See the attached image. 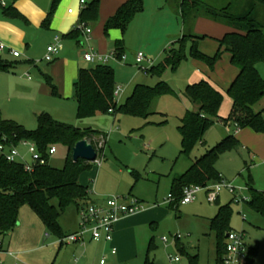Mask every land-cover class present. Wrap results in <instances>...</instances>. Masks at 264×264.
I'll use <instances>...</instances> for the list:
<instances>
[{"label":"rangeland","instance_id":"obj_1","mask_svg":"<svg viewBox=\"0 0 264 264\" xmlns=\"http://www.w3.org/2000/svg\"><path fill=\"white\" fill-rule=\"evenodd\" d=\"M86 1L91 3L94 0ZM114 3L115 0H101L100 19L103 20L102 15ZM144 6V12L134 18L124 33L121 30L110 32L121 34L120 39L126 49L124 55L127 57L125 62L111 61L108 64L115 71L117 87L122 90L115 97V103L118 106L123 105L137 84L154 87L163 81L174 93L156 99L151 105V114L146 119L118 113L99 114L79 120L74 100H64L60 102L62 111L60 118L56 120L82 131L91 130L108 136L103 157L99 158L102 165H93L90 171L81 176L80 184L89 187L94 201L108 197L136 198L144 203L145 214L155 211L152 214L155 218L152 219L151 215L145 216V222L134 230L125 245L121 249L115 247L116 255L111 254L114 247L107 250L97 246L87 250V245L69 244L61 251L51 253L47 259H32L18 262L19 264H78L83 255L87 258V264H100L102 259H106V264H144L148 256L157 264H190L188 255L198 256V264H218L216 238L209 230L208 219L218 214L219 206L227 205H231L232 209L231 230L243 235L244 245L248 250L257 249L253 264H264V217L254 212L247 203L250 201L249 183L264 194V134L243 129L238 135L234 128L228 129L221 121H217L208 133L206 146H198L189 157L181 154L178 125L181 116L186 112L183 95L194 68L189 63H183L176 70L167 68L160 76L150 73L152 67H159L164 62L166 52L172 44L168 42L166 46L164 41L169 38L168 35H174L178 21L163 0H144ZM120 39L113 40L109 36L106 41L108 45H113L112 43ZM94 46L93 42H86L83 52L89 51L90 47L95 49ZM108 51L100 53L106 55L112 52L111 49ZM139 53L145 55L142 65L135 62ZM37 65L40 71L45 72L50 64L43 60ZM94 66L86 64V68ZM260 69L264 79V66L261 65ZM38 75L40 74L37 70L31 77L36 79ZM263 108L264 100L255 107V111L260 112ZM0 109L3 110L0 120L16 121L28 131L37 129L30 114H19V119L7 115L11 108L5 102L3 94H0ZM223 110L224 108L222 112ZM241 133L248 138L240 139ZM231 135L237 137L240 146L224 151L219 157L216 169L222 183L230 186L234 194L223 189L218 201L210 203L207 193L201 192L193 203L184 206L179 204V213L172 211L170 195L173 179L183 175L195 157L201 158ZM55 147L57 154L49 158V165L53 169L62 170L66 165L68 149L61 144ZM19 152L22 157L20 162L32 164L28 146H20ZM53 204L58 206L57 201ZM60 223L62 229L68 232L80 230V216L75 205L68 207ZM13 235L12 231L5 236L6 248ZM69 235L71 233L66 236ZM58 240L60 243V239ZM32 247L29 244L25 248ZM175 258H179V262L172 260ZM1 261L2 264H14L11 261L7 263L4 254L1 255Z\"/></svg>","mask_w":264,"mask_h":264},{"label":"trees","instance_id":"obj_2","mask_svg":"<svg viewBox=\"0 0 264 264\" xmlns=\"http://www.w3.org/2000/svg\"><path fill=\"white\" fill-rule=\"evenodd\" d=\"M59 2L60 0L53 1L47 23L50 22ZM100 3L101 0H94L87 5L81 13L79 23L88 26L97 23L100 18ZM165 3L180 15L186 32L176 43V47L168 50L164 62L159 67H152L150 73L160 76L167 68L176 70L188 58L204 62L213 70L223 52L231 55L232 64L239 70L238 76L227 91L232 108L226 119L220 117L224 95L209 82L201 81L186 87L185 98L196 105L198 110L188 112L178 127L181 154L191 156L194 150L204 143L207 133L217 121L235 126L239 130L251 129L257 134H264V108L260 112L255 111V107L264 100V79L259 70L261 65L264 66V0H230L223 6L211 5L203 0H165ZM3 9L6 14L12 12V7ZM144 10V0H127L105 22V36L108 37L113 29L124 33L134 18ZM199 17L227 25L234 30L218 40L220 50L213 57L198 50L199 41L206 37L192 33L194 21ZM72 35L79 37L82 33L74 30ZM114 51L119 55L125 53L123 41L115 42ZM14 69L15 62L0 57V72H10ZM45 81L52 89L53 95L58 96L53 80L46 76ZM116 88L115 71L108 65L80 69L74 84L78 119L118 113L146 119L150 116L151 105L156 99L174 93L163 81L154 87L138 85L126 102L118 106L115 103ZM111 110L113 112H110ZM36 123L37 129L28 131L16 122L1 120L0 134L6 136L13 145L22 141L34 143L44 157H47L51 147L61 144L68 149L66 165L62 170L53 169L50 165H37L29 172L24 165L9 163L0 157V237L6 236L19 226L21 209L27 206L43 222L48 235L52 234L62 240L66 235L60 225V219L68 207L75 205L80 208L81 204L90 201L89 187L80 184V177L90 171L93 165L83 160L75 162L72 157L73 149L77 143L87 140L97 151L96 139H107L108 136L91 130L82 131L58 122L48 113L37 115ZM239 146L237 137L231 135L196 159L183 175L175 178L171 189V209L178 211L187 187H207L222 182L216 169L219 157L224 151L237 149ZM104 150L97 151L99 156L103 155ZM248 189L250 201L247 203L254 212L264 217V194L253 188L250 183ZM54 201L58 202V206L53 204ZM231 217V205H227L220 207L217 216L210 221V232L216 238L218 264H224L227 235L232 231ZM257 252V249H250L245 264H253ZM188 258L190 264H198V256L188 255ZM144 264L155 263L148 256Z\"/></svg>","mask_w":264,"mask_h":264},{"label":"crops","instance_id":"obj_3","mask_svg":"<svg viewBox=\"0 0 264 264\" xmlns=\"http://www.w3.org/2000/svg\"><path fill=\"white\" fill-rule=\"evenodd\" d=\"M53 1L54 0H7L9 7H12V12L10 14H6L5 10L0 6V43L4 44L7 48L4 53H0V57L10 62H15V69L13 71L0 72V94L5 95V102H7L11 108V110L7 112V115L15 116L17 119L20 117L19 114L23 116L30 114L36 123L37 115L48 113L53 118L55 116L54 119L56 120L60 118L59 115L62 111L60 102L64 100H74V104L77 108V103L74 98V84L78 78L80 69L86 68V64L88 65V63H86L82 57L84 56L83 51L86 46L85 38L83 36L77 37L72 35V33L80 22L83 9L89 5L90 2L88 3L84 0L85 6H81L82 0H60L50 22L47 23L50 13L52 12ZM126 1L127 0H115V3L108 9L109 11L106 14L104 13V9L102 10V13H104V15H102L103 20L99 18L97 23L89 25L92 29L93 37L91 43L93 42L95 44L94 47L97 52L107 53L109 49L114 51L115 43H112L113 45H108L106 39L109 38V36H111L113 40L120 39L121 34L117 32L110 34L111 31L118 30L113 29L109 32V36L106 37L104 34V24ZM163 1L165 6L178 21L177 30L173 32L174 35H168L169 38L164 41L166 46L168 42L170 44L172 43L168 48L169 50L172 47H176V43L183 38L186 29L180 15L176 14L175 11L165 3V0ZM203 1L215 6H223L227 3L226 0ZM70 10H72L73 13L70 14ZM232 32H234V30L229 26L203 17L197 18L192 27L193 35L206 37L199 41L198 50L209 57L215 56L220 50L218 40ZM57 38L59 39L56 40ZM118 41H121V39ZM53 45L57 47L58 54L55 56L53 62H47L50 64L49 68L45 70V72H42L37 64L43 60L45 61L47 50ZM11 51H18L21 53V56L19 58H14L10 53ZM188 51L189 48L187 46V54ZM183 63H189L194 68V73L188 78V86L199 83L198 81H207L217 91L224 95L225 99L222 105L224 110L222 112L221 108L220 117L227 118L232 108V101L228 97L227 91L239 74V70L231 62V55L228 52H223L221 59L217 62L213 70H211L206 63L191 58H188ZM37 70L40 75H38L36 79L32 78L31 74ZM259 70L261 69L259 68ZM46 76L50 77L57 86L58 96H54L52 89L46 84ZM138 85L140 84L135 85L134 89ZM133 91L126 100L132 95ZM184 101L186 112L181 116L178 127L181 124V120L188 112H196L198 110V107L192 104L185 96ZM2 114L3 110L0 109V115ZM221 123L228 129L234 128L236 134L240 135L239 132L241 130L237 129L235 126L226 125L222 121ZM208 133L204 143L199 146L204 147L207 145L206 138ZM244 138L248 137L241 133L240 139L243 140ZM196 159L195 157L194 160H192V164ZM89 202L101 204L104 202V199L96 202L92 199L90 194ZM220 207L222 206H219V208ZM77 209L79 211L80 208ZM154 212L155 211L152 210L145 214L144 209L132 218H130V216H128L129 218H123L115 226L112 242H106L104 240L96 242L92 240L90 234H87L84 238V244L75 242L62 244L61 242L59 243V238L56 239V237L47 234L43 222L29 207L25 206L21 209L19 226L13 231L14 235L8 247L6 248L5 245V236L0 237V244L3 249L4 258L8 260L7 263L11 261L14 262V264H19L18 262L22 263L24 261L28 262L32 259H47L51 253L59 252L65 245L67 246L69 244H75L76 246L79 244L84 246L87 245V250L97 246L107 248V250L112 247H114L112 250L116 249V246L121 249L134 233V230L141 223L145 222V216L151 215L152 219L155 218L152 216ZM177 212L179 213V208ZM216 216H212L208 219L209 230L210 221ZM61 227L63 226L61 225ZM63 232L67 235L70 233L74 234L78 231L72 233L70 231L68 232V230H63ZM29 244L33 245V247L31 249L25 248L26 245ZM82 262H86V264L88 262L85 255L81 257L78 264ZM155 264L157 263L155 262Z\"/></svg>","mask_w":264,"mask_h":264},{"label":"built area","instance_id":"obj_4","mask_svg":"<svg viewBox=\"0 0 264 264\" xmlns=\"http://www.w3.org/2000/svg\"><path fill=\"white\" fill-rule=\"evenodd\" d=\"M0 6L2 8H7L9 6L7 0H0ZM81 6H85L84 0L81 1ZM69 13L71 14L73 11L70 10ZM74 30L80 31L86 42L90 43L92 41V29L90 26L84 23H79ZM58 39L59 38L56 40ZM6 49V46L0 43V53H4ZM10 53L14 58H19L21 56V53L18 51H11ZM57 54V47L54 45L50 46L47 50L45 61L48 63L53 62ZM84 60L88 64L108 65L111 61L125 62L127 57L124 54L119 55L116 51H112L111 53L104 55L90 47V50L84 53ZM144 60L145 55L142 53L136 55L135 62L137 65H142ZM121 92V87H117L115 90V97L120 95ZM110 112H113V110ZM107 140L108 138L106 139L105 137H99L96 139L97 151L100 149H105ZM20 146L29 147V154L31 156L32 164L19 161L22 159L19 152ZM55 154H57V149L55 146L48 150L47 158L38 151V148L34 143L22 141L18 145H13L9 143L6 136L0 134V157L6 159V161L9 163H20L24 165L25 169L29 172H32L34 167L37 165H49V158ZM101 157H103V155L99 156L97 152V160L91 164L100 167L102 163L99 158ZM223 189H227L231 194H234V190L230 186L224 185L222 182L207 187H187L184 190L180 205L184 206L193 203L201 192L207 193L208 201L210 203H216ZM170 199L173 200L171 195ZM144 209V203L132 197L124 199L119 197H108L104 199V202L101 204L95 202H87L82 204L79 209L80 230L74 234L66 236L61 240V243L75 242L84 244V238L87 234H90L92 240L96 242L101 240L112 242L116 224L123 218L137 215ZM248 252L249 250L244 245L243 235L231 231L227 235V253L224 257V264H241L242 262L245 264L248 258ZM3 254V249L0 244V264H2L1 255ZM112 254H116V249L112 250ZM172 260L174 262H179V258ZM100 264H106V259H102Z\"/></svg>","mask_w":264,"mask_h":264},{"label":"water","instance_id":"obj_5","mask_svg":"<svg viewBox=\"0 0 264 264\" xmlns=\"http://www.w3.org/2000/svg\"><path fill=\"white\" fill-rule=\"evenodd\" d=\"M72 157L75 162L83 160L91 164L97 160V152L87 140H83L74 147Z\"/></svg>","mask_w":264,"mask_h":264}]
</instances>
